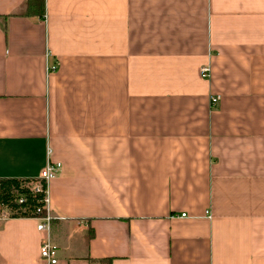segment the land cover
I'll list each match as a JSON object with an SVG mask.
<instances>
[{
  "label": "crops",
  "instance_id": "0c3cea01",
  "mask_svg": "<svg viewBox=\"0 0 264 264\" xmlns=\"http://www.w3.org/2000/svg\"><path fill=\"white\" fill-rule=\"evenodd\" d=\"M26 1L0 0V179L60 164L55 264H264V0ZM35 225L0 224V264H42Z\"/></svg>",
  "mask_w": 264,
  "mask_h": 264
},
{
  "label": "built area",
  "instance_id": "2783aa9c",
  "mask_svg": "<svg viewBox=\"0 0 264 264\" xmlns=\"http://www.w3.org/2000/svg\"><path fill=\"white\" fill-rule=\"evenodd\" d=\"M46 72L55 70V66L45 68ZM199 76L202 79L209 77L208 65L199 68ZM218 101L217 97L211 98L210 103L215 104ZM60 169L58 162L52 163L47 161L41 170L37 179L19 181L17 187L11 189L3 194L0 198V224L15 216H20L24 213V209L19 207L24 200V194L21 191H27L32 195L40 196L38 203L34 206V210L28 215L29 218L35 220V230L43 234L39 245L38 256L42 264H55L56 263V247L50 241V227L51 219L48 214V183L51 179L55 178ZM183 217V215H181Z\"/></svg>",
  "mask_w": 264,
  "mask_h": 264
},
{
  "label": "trees",
  "instance_id": "16d2710c",
  "mask_svg": "<svg viewBox=\"0 0 264 264\" xmlns=\"http://www.w3.org/2000/svg\"><path fill=\"white\" fill-rule=\"evenodd\" d=\"M26 15L41 17L43 15V0H27L26 1ZM19 181L26 180H13V179H0V198L3 197V194H6L11 187H17ZM24 194V200L22 204H19V207L24 209V213H21L20 216H15L14 218H29L28 215L31 211L34 210V206L38 203L40 196L32 195L27 191H21ZM91 235H87L88 238ZM109 262V259L102 260Z\"/></svg>",
  "mask_w": 264,
  "mask_h": 264
}]
</instances>
